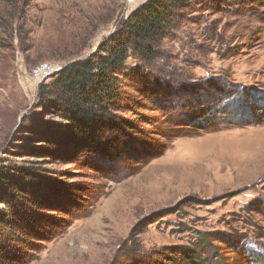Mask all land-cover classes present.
<instances>
[{"label":"rangeland","instance_id":"1","mask_svg":"<svg viewBox=\"0 0 264 264\" xmlns=\"http://www.w3.org/2000/svg\"><path fill=\"white\" fill-rule=\"evenodd\" d=\"M146 1L0 0V170L40 177L24 180L39 182L24 229L0 224L31 243L13 264H262L264 0L190 1L153 63L127 61L175 94L132 93L139 108L104 140L114 161L59 144L62 120L40 106L37 64L86 59ZM214 88L231 95L211 102Z\"/></svg>","mask_w":264,"mask_h":264},{"label":"trees","instance_id":"2","mask_svg":"<svg viewBox=\"0 0 264 264\" xmlns=\"http://www.w3.org/2000/svg\"><path fill=\"white\" fill-rule=\"evenodd\" d=\"M190 1L195 4L209 3L208 0H147L121 21L118 29L89 57L66 64L51 77L52 81L39 83L37 99L40 106L62 120L58 124L59 144L98 146L102 150L95 153L104 161H114L118 157L122 147L117 145L111 151L104 140L108 137L107 132L120 131L123 134L120 126L126 122L118 114H128L139 108L132 93L150 105L163 103L161 97L157 99L155 95L157 89L164 98L175 94L171 85L160 81L158 88L149 87L148 72L143 73L144 70L137 66L128 67L127 61L132 58L144 65L153 63L160 55L164 41L175 28L177 18L181 17ZM222 95L229 98L231 93L224 89L220 93L215 88L205 91L206 98L210 97L211 102ZM238 98L236 96L233 103L226 102L232 113L240 105ZM17 172L20 175L12 177L4 169L0 170V203L9 208L0 214V224L12 231L23 230L25 220L31 218L29 208L37 206V201L31 203L26 196L31 195L39 182L34 184L33 181L24 180L40 178L33 172ZM14 192L20 194L22 201L18 200L19 194ZM3 235H0V264H13L24 259L26 247L31 243L23 239L15 240L8 232ZM185 256L190 264H199V258L188 254ZM249 256L253 261L260 259V263L264 264L263 254L251 251Z\"/></svg>","mask_w":264,"mask_h":264},{"label":"built area","instance_id":"3","mask_svg":"<svg viewBox=\"0 0 264 264\" xmlns=\"http://www.w3.org/2000/svg\"><path fill=\"white\" fill-rule=\"evenodd\" d=\"M63 68V65L60 63H49L42 62L37 64L31 70V77L35 79L38 83L44 82L55 74L59 73Z\"/></svg>","mask_w":264,"mask_h":264}]
</instances>
